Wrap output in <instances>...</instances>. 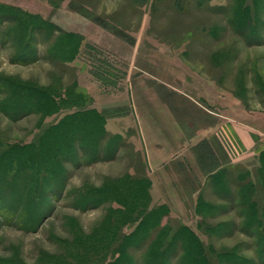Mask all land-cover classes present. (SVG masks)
Here are the masks:
<instances>
[{"label": "rangeland", "instance_id": "rangeland-1", "mask_svg": "<svg viewBox=\"0 0 264 264\" xmlns=\"http://www.w3.org/2000/svg\"><path fill=\"white\" fill-rule=\"evenodd\" d=\"M225 119L262 141L221 166ZM171 241L166 264H264V0H0V264Z\"/></svg>", "mask_w": 264, "mask_h": 264}, {"label": "crops", "instance_id": "crops-1", "mask_svg": "<svg viewBox=\"0 0 264 264\" xmlns=\"http://www.w3.org/2000/svg\"><path fill=\"white\" fill-rule=\"evenodd\" d=\"M208 139L221 166L246 159L262 141L257 130L231 119L221 121Z\"/></svg>", "mask_w": 264, "mask_h": 264}, {"label": "trees", "instance_id": "trees-1", "mask_svg": "<svg viewBox=\"0 0 264 264\" xmlns=\"http://www.w3.org/2000/svg\"><path fill=\"white\" fill-rule=\"evenodd\" d=\"M42 149V148H41ZM43 150V149H42ZM36 153V152H35ZM59 153V152H58ZM31 156H32V154H31ZM30 156V157H31ZM29 157V158H30ZM30 161V160H29ZM28 164H30L31 162H27ZM33 163V162H32ZM25 165V164H24ZM31 165H33V164H30V165H27L28 167H30ZM23 166V165H22ZM225 170V169H224ZM224 170H222V171H224ZM191 235V234H190ZM192 236V235H191ZM192 240V239H191ZM173 245H174V243L171 241V242H167L166 243V245L164 246V250L161 248L160 249V247L161 246H158L157 245V251H156V254L155 255H150V257L149 258H147L146 259V264H166V253L170 250V249H172V247H173ZM158 248L160 249V251H158Z\"/></svg>", "mask_w": 264, "mask_h": 264}]
</instances>
